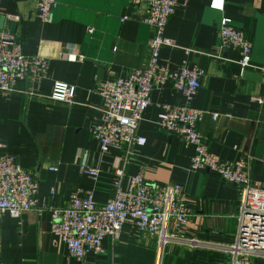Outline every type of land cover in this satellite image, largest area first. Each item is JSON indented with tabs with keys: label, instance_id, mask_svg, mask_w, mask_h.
Masks as SVG:
<instances>
[{
	"label": "crops",
	"instance_id": "1",
	"mask_svg": "<svg viewBox=\"0 0 264 264\" xmlns=\"http://www.w3.org/2000/svg\"><path fill=\"white\" fill-rule=\"evenodd\" d=\"M176 2L165 36L190 52L165 47L160 63L174 70L187 61L204 71L190 102L206 111L198 133L223 161H243L250 180L264 187L261 74L240 66V53L219 42L221 21L228 19L252 41V63L263 64L264 0ZM9 14L21 18L15 31ZM38 14L36 0H0V32H14L27 56L49 62L43 79L21 81L11 95L0 93V156L15 157L40 186L35 208L19 219H0V264H229L225 251L236 241L241 195L214 171L193 172L194 147L158 128L162 105L185 102L169 84L152 92L138 130L147 142L130 149L122 168L126 185L139 173L150 184L181 185L192 210L184 228L176 231L171 223L167 233L173 238L164 243L142 236L128 222L119 242L106 238L105 253H89L83 263L52 234V210L67 205L78 190L93 191L99 205L113 198V167L123 154L110 148L103 155L92 135L101 119L99 91L104 82L148 62L154 31L143 21L146 9L130 0H56L52 23H43ZM57 83L75 88L74 103L49 98ZM82 163L100 170L98 180L81 172Z\"/></svg>",
	"mask_w": 264,
	"mask_h": 264
},
{
	"label": "built area",
	"instance_id": "2",
	"mask_svg": "<svg viewBox=\"0 0 264 264\" xmlns=\"http://www.w3.org/2000/svg\"><path fill=\"white\" fill-rule=\"evenodd\" d=\"M130 1L146 9L143 21L153 28L150 57L143 67L133 69L126 77H117L101 85V119L92 131L103 155L110 148H117L123 154L113 167L116 175L114 196L106 205H99L93 191L78 190L71 195L67 205L52 210V234L67 246L70 257L83 263L89 253H105L103 241L106 238L119 242L128 222L135 223L142 236L157 238L164 243L173 238L167 233L171 223L176 231L184 228L192 210L181 185L150 184L143 173L131 177L126 185L122 168L123 161L133 154L130 149L142 147L147 142L138 130L145 111L152 105V92L169 84L182 93L185 102L181 106L162 105L158 128L194 147L193 172L214 171L240 192L236 241L225 251L230 256L229 264L264 263V187L250 180L243 161L228 163L210 151L206 140L197 131L206 111L194 109L190 102L202 87L204 71L190 68L187 61L174 70L160 63L159 53L165 47L190 52L165 36L177 0ZM36 3L39 19L43 23H52L56 0H36ZM213 3L223 5L224 0H213ZM6 19L14 25L21 21L20 16L14 14L7 15ZM219 42L221 47L238 51L241 56L238 64L243 68L257 69L264 84V63H252V41L228 19H223L220 25ZM48 63L42 57L27 56L22 40L15 33L10 30L0 32V93L11 95L21 81L43 79ZM28 94L40 95L36 92ZM49 98L72 104L75 88L57 83ZM80 169L93 180L100 176L99 169L86 163H82ZM39 188L34 175L15 157L0 156V219L5 215L19 219L35 208Z\"/></svg>",
	"mask_w": 264,
	"mask_h": 264
},
{
	"label": "water",
	"instance_id": "3",
	"mask_svg": "<svg viewBox=\"0 0 264 264\" xmlns=\"http://www.w3.org/2000/svg\"><path fill=\"white\" fill-rule=\"evenodd\" d=\"M16 28H17V26H16V25H13V26H12V31H15Z\"/></svg>",
	"mask_w": 264,
	"mask_h": 264
},
{
	"label": "bare ground",
	"instance_id": "4",
	"mask_svg": "<svg viewBox=\"0 0 264 264\" xmlns=\"http://www.w3.org/2000/svg\"><path fill=\"white\" fill-rule=\"evenodd\" d=\"M221 23H222V21H221ZM221 25V24H220ZM14 33V32H13ZM51 169H53V168H51Z\"/></svg>",
	"mask_w": 264,
	"mask_h": 264
}]
</instances>
